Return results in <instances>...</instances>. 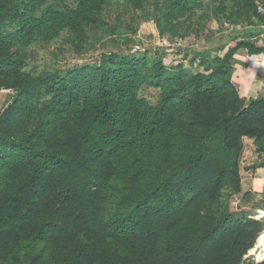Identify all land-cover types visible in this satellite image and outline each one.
Here are the masks:
<instances>
[{
	"label": "trees",
	"instance_id": "trees-1",
	"mask_svg": "<svg viewBox=\"0 0 264 264\" xmlns=\"http://www.w3.org/2000/svg\"><path fill=\"white\" fill-rule=\"evenodd\" d=\"M109 1L0 0V90L14 93L0 108V264H264L244 261L263 228L230 205L243 138L264 153V97L232 77L236 54L264 53V0H233L224 18L244 28L185 53L190 68L150 50L25 69V49L64 31L80 51ZM202 5L168 0L162 23L176 34L174 19Z\"/></svg>",
	"mask_w": 264,
	"mask_h": 264
},
{
	"label": "rangeland",
	"instance_id": "rangeland-1",
	"mask_svg": "<svg viewBox=\"0 0 264 264\" xmlns=\"http://www.w3.org/2000/svg\"><path fill=\"white\" fill-rule=\"evenodd\" d=\"M199 2L203 4L199 10L174 19L172 23L175 24L172 26L175 27V34L169 24L165 21V24L162 23L164 20L162 17L167 13L168 0H146L141 9L133 8L126 0H110L105 4L101 14L102 25L89 30L80 51L75 49L70 32L64 31L50 42H36L25 49L24 52L28 57V65L25 69L27 71H42L47 68L66 70L83 63L98 62L104 52L136 53L150 50H159L165 56L164 62L168 66L184 62V66L190 68V60L184 59L185 53H191V50L193 53L204 51L219 33L228 34L236 28L237 30L244 28L241 25H230L224 18L233 7V0H199ZM221 5L226 7L225 11L219 10ZM173 36L174 42L169 39ZM234 76L235 71L232 77ZM160 93V90L153 87L145 88L142 92L152 103L158 101ZM13 94L11 89L0 90V108L10 102L11 97L8 98L7 95L13 97ZM239 164L243 191L233 196L231 209L236 212L249 210L252 214L250 218L258 221L256 224H250L249 229L254 233L263 228V233L264 217L259 216L264 212V153L260 154L256 151L254 138H243ZM234 188L227 186L224 192H231ZM259 249L256 244L254 255L249 251L244 261L259 262L257 259L264 256L262 254L258 257Z\"/></svg>",
	"mask_w": 264,
	"mask_h": 264
},
{
	"label": "crops",
	"instance_id": "crops-1",
	"mask_svg": "<svg viewBox=\"0 0 264 264\" xmlns=\"http://www.w3.org/2000/svg\"><path fill=\"white\" fill-rule=\"evenodd\" d=\"M247 27L248 26H246L245 28ZM257 27H259L261 31L259 34H257V36L253 37V39L258 41L259 45H263L264 24L257 25ZM227 36H229V33H219L212 41V45L216 46L218 43L222 44L223 42L225 43L230 41L226 38ZM225 50L226 49L218 51V54L222 55L223 53L221 52H225ZM214 53L216 52L214 51ZM235 57L242 61L244 64L236 65L235 76L233 78V81L241 88L242 95L247 99H250L252 97H264V53L250 54L248 50L245 49L236 54ZM7 96L9 98L10 95Z\"/></svg>",
	"mask_w": 264,
	"mask_h": 264
},
{
	"label": "bare ground",
	"instance_id": "bare-ground-1",
	"mask_svg": "<svg viewBox=\"0 0 264 264\" xmlns=\"http://www.w3.org/2000/svg\"><path fill=\"white\" fill-rule=\"evenodd\" d=\"M262 215H264V214H262ZM257 246H258V248H260V249H259V250H260V254H259L258 257H261L262 254H264V234H262V235L260 236V238H259V240H258V243H257ZM263 257H264V256H263ZM263 257H261V258H263ZM261 258H259V259H261Z\"/></svg>",
	"mask_w": 264,
	"mask_h": 264
},
{
	"label": "built area",
	"instance_id": "built-area-1",
	"mask_svg": "<svg viewBox=\"0 0 264 264\" xmlns=\"http://www.w3.org/2000/svg\"><path fill=\"white\" fill-rule=\"evenodd\" d=\"M258 4H259V8H258L259 12H264V6L262 5V3L259 1Z\"/></svg>",
	"mask_w": 264,
	"mask_h": 264
}]
</instances>
